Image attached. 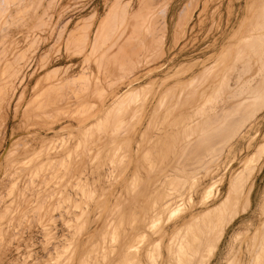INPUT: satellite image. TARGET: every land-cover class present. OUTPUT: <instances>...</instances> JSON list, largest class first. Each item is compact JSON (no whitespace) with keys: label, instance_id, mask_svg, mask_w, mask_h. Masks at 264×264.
I'll return each instance as SVG.
<instances>
[{"label":"rangeland","instance_id":"1","mask_svg":"<svg viewBox=\"0 0 264 264\" xmlns=\"http://www.w3.org/2000/svg\"><path fill=\"white\" fill-rule=\"evenodd\" d=\"M263 13L264 0H0V156L18 137L0 170V264H201L202 217L175 222L196 189L210 199L251 165V210L208 264L235 257L264 200V104L247 94L264 88ZM176 186L184 198L161 203Z\"/></svg>","mask_w":264,"mask_h":264},{"label":"bare ground","instance_id":"2","mask_svg":"<svg viewBox=\"0 0 264 264\" xmlns=\"http://www.w3.org/2000/svg\"><path fill=\"white\" fill-rule=\"evenodd\" d=\"M40 2V1H39ZM139 4V3H138ZM130 5V4H129ZM130 9V8H129ZM131 13H132V11H131ZM264 14V13H263ZM230 38V37H229ZM228 39V38H227ZM228 42H230L229 41V39L226 41V43L224 44V47L222 48L224 51L226 50L225 48L226 47H228V45L229 44H227ZM221 46H223V44L221 45ZM243 47H247L246 45L245 46H243ZM246 49V48H245ZM253 58V57H252ZM219 63V61L216 63V64H218ZM160 66V65H159ZM218 66V65H217ZM217 66H216V68H217ZM215 67V66H214ZM260 71V70H259ZM193 75V74H192ZM179 76V75H178ZM180 81V79H177L176 80V82H179ZM161 84V83H160ZM165 84V83H164ZM158 87V86H157ZM161 88V87H160ZM249 90V89H248ZM252 90H253V92H252ZM164 93V92H163ZM247 94H249L248 96V101H249V105L250 106H248V107H251V106H254V105H258V104H260V103H262V104H264V88H254V89H252L251 88V92L250 93H247ZM242 95H240V97H241ZM239 97V96H238ZM247 97V96H246ZM216 99V98H215ZM244 100V99H243ZM246 100V99H245ZM239 101H240V99H239ZM155 102V101H154ZM197 102V101H196ZM235 102V101H234ZM233 102V103H234ZM242 102V101H241ZM236 103V102H235ZM246 103V102H245ZM181 104V103H180ZM190 104V103H189ZM230 105V104H229ZM241 105V104H240ZM237 106V105H236ZM245 106H246V104H245ZM238 107V106H237ZM236 107V108H237ZM213 108V107H212ZM234 109H235V107H233ZM233 108H232V110H233ZM253 108V107H252ZM260 108V107H259ZM258 108V109H259ZM147 109V108H146ZM244 109V108H243ZM219 110V109H218ZM222 110H225V108L224 109H222ZM221 110V111H222ZM240 110V109H239ZM238 110V111H239ZM250 110V109H249ZM226 111H227V109H226ZM242 111V110H241ZM256 111V110H255ZM214 112V111H213ZM249 112V111H248ZM243 113V112H242ZM247 112H245V114H246ZM238 114V113H237ZM244 114V113H243ZM250 114V113H249ZM248 114V115H249ZM234 115V114H233ZM242 115V114H241ZM255 115V114H254ZM6 116V115H5ZM147 116V115H146ZM225 116V115H224ZM195 117V116H194ZM208 117H209V115H208ZM231 117V116H230ZM241 117H244V116H241ZM241 117L239 118V119H241ZM203 118V117H202ZM205 118H207V117H205ZM223 118V117H222ZM226 118V117H225ZM234 118V117H233ZM248 118V117H247ZM252 118V117H251ZM219 119V118H218ZM224 119V118H223ZM246 119V118H245ZM230 120V119H229ZM195 121V120H194ZM204 121V120H203ZM211 121V120H210ZM220 121V120H219ZM227 121V120H226ZM237 121V120H236ZM198 122H200V121H198ZM242 122V121H241ZM247 122V121H246ZM223 123V122H222ZM226 123V122H225ZM239 123V122H238ZM186 125V124H185ZM184 126V125H183ZM215 126V125H214ZM2 127H3V125H2ZM72 126L69 124V125H65V126H63V127H61V128H59V129H62V130H64L65 128H71ZM234 127V126H233ZM4 128V127H3ZM140 128V127H139ZM186 128H187V126H186ZM241 128V127H240ZM48 129H51L52 131H55V128H53V127H49ZM184 129H185V127H184ZM222 129V128H221ZM232 129V128H231ZM236 129V128H235ZM58 130V129H57ZM136 130V129H135ZM247 130V129H246ZM0 131H1V129H0ZM231 131V130H230ZM12 132V131H11ZM15 132V131H14ZM31 131L29 130V131H25V135L27 134V133H30ZM33 132V131H32ZM59 132V131H58ZM198 132V131H197ZM216 132V131H215ZM34 133V132H33ZM39 133V132H38ZM138 133V132H137ZM194 133V132H193ZM233 133V132H232ZM12 134H13V132H12ZM31 134V133H30ZM40 134V133H39ZM39 134H37V135H39ZM181 134H183V133H181ZM33 135V134H32ZM35 135V134H34ZM41 135V134H40ZM132 135V134H131ZM155 135V134H154ZM236 135V134H235ZM53 136H54V134H53ZM182 136V135H181ZM184 136V135H183ZM230 136V135H229ZM30 137V136H29ZM35 138H40L41 136H34ZM51 137V136H50ZM130 137V136H129ZM184 137H186V136H184ZM234 137V136H233ZM34 138V139H35ZM182 138V137H181ZM190 138V137H189ZM238 138V137H237ZM17 139H18V137L15 139V138H11L10 140H8V138H7V140H8V145H7V147L4 149L3 148V153L1 154V156H0V170H3V167L2 166H4V163H6V162H3V165H2V159H3V156H5L6 155V153L7 154H9V155H11L10 154V149H11V147L13 146V144H14V142H15V140L17 141ZM21 139V138H20ZM136 139V138H135ZM216 139V138H215ZM230 139H232V138H230ZM33 140V139H32ZM184 140V139H183ZM191 140V139H190ZM19 141V140H18ZM176 141V140H175ZM181 141V140H180ZM184 141H187V140H184ZM213 141V140H212ZM29 142V141H28ZM227 142V141H226ZM229 142V141H228ZM228 142L226 143V144H228ZM35 143V142H34ZM176 143H178V142H176ZM231 143V142H230ZM18 144H20V143H18ZM26 144V143H25ZM187 142H186V146H187ZM16 145V144H15ZM21 145V144H20ZM27 145V144H26ZM174 145V144H173ZM182 144H180V146H181ZM185 145V144H184ZM215 145V144H214ZM186 146H185V148H184V150L186 149ZM224 146H226V145H224ZM27 147V146H26ZM30 147V146H29ZM33 147V146H32ZM184 147V146H183ZM206 147V146H205ZM220 147V146H219ZM14 148V147H13ZM169 148H171V147H169ZM174 148V147H173ZM218 148V147H217ZM222 148V147H221ZM229 148H230V145H229ZM228 148V149H229ZM261 148V147H260ZM25 149V148H24ZM181 149V151H182V147L180 148ZM205 149V148H204ZM224 149V148H223ZM17 150V149H16ZM27 150V149H26ZM177 150V149H176ZM187 150V149H186ZM260 150V149H259ZM11 151H14V150H12L11 149ZM18 151V150H17ZM30 151V150H29ZM28 151V152H29ZM167 151V150H166ZM165 151V152H166ZM174 150H172V152H173ZM179 151V150H178ZM205 151V150H204ZM27 152V151H26ZM27 152V153H28ZM32 152V151H31ZM136 152V151H135ZM169 152H171V151H169ZM184 152V151H183ZM264 152V151H263ZM167 153H168V151H167ZM192 153V152H191ZM204 153V152H203ZM217 154H218V152H216ZM26 154V153H25ZM216 154V155H217ZM260 154V153H259ZM258 154V155H259ZM21 155V154H20ZM23 155V154H22ZM131 155V154H130ZM168 155V157H169V154H167ZM182 155V154H181ZM205 155V154H204ZM208 155H209V153H208ZM7 157H9L8 155H6ZM6 156H5V158L4 159H6ZM24 156V155H23ZM22 156V157H23ZM132 157V156H131ZM130 157V158H131ZM134 157V156H133ZM212 157V156H211ZM216 157V156H215ZM214 157V158H215ZM221 157V156H220ZM260 157V156H259ZM264 157V156H263ZM208 158V157H207ZM10 159V158H9ZM21 159V158H20ZM164 159H165V156H164ZM168 159H170V157L168 158ZM217 159V158H216ZM259 159V158H258ZM261 159V158H260ZM19 160V159H18ZM135 160V159H134ZM163 160V159H162ZM167 160V159H166ZM209 160V159H208ZM252 160H253V158H252ZM3 161H5V160H3ZM20 161V160H19ZM133 161V160H132ZM180 161V160H179ZM179 161H177V162H179ZM251 161V158L250 157H248V155H245V157H244V159H243V162H244V164H247V163H249ZM14 162V161H13ZM135 162V161H134ZM167 162V161H166ZM169 162V161H168ZM167 162V164H165V162H164V164L165 165H167L168 166V163ZM172 162H175V161H172ZM205 162V161H204ZM214 162V161H213ZM9 163V162H8ZM131 163V162H130ZM161 163H163V162H161ZM160 163V164H161ZM181 163V162H180ZM14 164V163H13ZM37 164V163H36ZM132 164V163H131ZM184 164V163H183ZM209 165H210V163H208ZM211 164H212V162H211ZM244 164H242V165H244ZM257 164V163H256ZM264 164V159H263V161H262V163L260 162V165H258V169H260L261 168V166ZM15 165V164H14ZM135 165V164H134ZM165 165H164V167H165ZM218 165V164H217ZM253 165V164H252ZM7 165H5V167H6ZM158 166V165H157ZM161 166H162V164H161ZM171 167V170L172 171H174L177 167L179 168V166H176V164H175V166H176V168L175 169H173L172 167H174V166H172V165H170ZM195 165H193V167H194ZM215 166H216V164H215ZM214 166V167H215ZM245 166V165H244ZM247 166V165H246ZM245 166V168H247L248 169V167H246ZM132 167V166H131ZM155 167V166H154ZM169 167V166H168ZM217 167V166H216ZM249 167H250V170H247V172L246 173H244V170H241L240 168V171L238 172V170L236 171V172H238V173H234V172H232L233 174H230L225 180H224V183H225V189H224V191L222 190V188H219V189H217V191L215 192H213L214 194H212V196H211V198L209 199V196L210 195H206L205 193H206V191H205V193H204V190H202V187H200V188H198V189H196L195 190V193H197V197H196V200L194 201L193 199L194 198H190L192 201H194V202H192L191 203V206L189 207L188 206V210L186 211L185 210V214H183L181 217H180V219L178 220V221H176L175 222V225H176V227L178 226V225H180L181 223H184L187 219L189 220H191V218H193L194 219V217L195 216H200V217H198V218H201L202 217V220H200V223H199V220H197L198 221V223H199V227H198V236H196V237H198V242H199V244H200V246H203L204 248H205V255H204V259L203 260H201L202 262H201V264H208L209 263V261H210V259H211V257H213V255L215 254V253H217V251L219 250L218 249V246H220L219 244H220V242H221V240L223 241V236H224V234H225V232H226V229L234 222V220L235 219H237L240 215H242V214H244V213H247L248 211H250L251 210V196H253L252 195V192H253V189H254V174H255V172H254V168H252L251 167V165H249ZM254 167V166H253ZM257 167V166H256ZM130 168V167H129ZM158 167H156V169H157ZM177 168V170L179 171V169ZM185 168V167H184ZM187 169H189L188 167H186ZM199 168V167H198ZM225 168V167H224ZM6 170H7V168H5ZM27 169V168H26ZM35 169V168H34ZM180 169H181V166H180ZM209 169V168H208ZM211 169V168H210ZM215 169V168H214ZM219 169V168H218ZM257 169V168H256ZM31 171H32V169H30ZM126 170V169H125ZM163 170H165V169H163ZM167 170V169H166ZM177 170H175V171H177ZM185 170V169H184ZM213 170V169H212ZM21 171H24V169L23 170H21ZM147 171V170H146ZM171 171V172H172ZM174 171V172H175ZM177 171V172H178ZM181 171V170H180ZM180 171L178 172V173H180ZM183 171V170H182ZM181 171V172H182ZM185 171H188V170H185ZM190 171H191V169H190ZM190 171H188V173H190ZM200 171V170H199ZM209 171V170H208ZM215 171V170H214ZM228 171V170H227ZM241 171H243V172H241ZM256 171V170H255ZM4 172V170L2 171V173ZM6 172V171H5ZM177 172H175V173H177ZM193 172V171H192ZM196 172H198V171H196ZM210 172V171H209ZM216 172V171H215ZM241 172V173H240ZM13 173H15V171L13 172ZM24 173V172H23ZM148 173V172H147ZM174 173V174H175ZM183 173V172H182ZM182 173H180L179 175L182 177H180L179 179H180V181H181V179H183V177H186L185 175H187V174H185L186 172H184V175H182ZM204 173V172H203ZM214 173V172H213ZM212 173V174H213ZM244 173V174H243ZM3 174H5V173H3ZM15 174H18L19 175V173H18V171H17V173H15ZM26 174V173H25ZM142 174V173H141ZM150 174V173H149ZM162 174L164 175V173H163V171H162ZM172 174V173H171ZM174 174H172V175H174ZM198 174V173H197ZM211 174V173H210ZM224 175L226 174L225 172L223 173ZM246 174V175H245ZM134 175V174H133ZM146 175V174H145ZM172 175H170V177L172 176ZM176 176H177V174H175ZM179 175H178V177H179ZM221 175V174H220ZM2 176H4V175H2ZM20 176V175H19ZM119 176H122V174L121 175H119ZM124 176V175H123ZM138 176V175H137ZM164 176H166V175H164ZM163 176V177H164ZM168 176V175H167ZM175 176V177H176ZM189 176V175H188ZM192 176V175H191ZM191 176H189V178H191ZM211 176V175H210ZM223 176V175H222ZM18 177V176H17ZM136 177V176H135ZM142 177V176H141ZM144 177V176H143ZM160 177V176H159ZM161 177H162V175H161ZM169 177V176H168ZM174 176L172 177V179H176V178H178V177H176L175 178ZM197 177H199V176H197ZM224 177V176H223ZM21 178V177H20ZM19 178V179H20ZM127 178V177H126ZM146 178V177H145ZM154 178V177H153ZM189 178H187L186 177V179H189ZM193 178H195V177H193ZM193 178H191V179H193ZM200 178H201V176H200ZM218 178V177H217ZM220 178H221V176H220ZM256 178V177H255ZM3 179V178H2ZM14 179H16V178H14ZM122 179H124V178H122ZM147 179V178H146ZM172 179H169L171 182L170 183H172ZM190 179V180H191ZM197 180L196 181H198L199 180V178H196ZM219 179V178H218ZM166 180V179H165ZM178 180V179H177ZM185 180V179H184ZM190 180L188 181V182H190ZM16 181V180H15ZM20 180H18V182H19ZM124 181V180H123ZM144 181V180H143ZM156 181H157V179H156ZM159 181V180H158ZM179 181V180H178ZM183 181V180H182ZM219 181H221L220 179H219ZM167 182V181H166ZM165 182V183H166ZM174 183H175V181H173ZM184 182H187V180H185ZM183 182V183H184ZM188 182H187V185H188ZM192 182H194L193 180H192ZM2 183V182H1ZM122 183V182H121ZM145 183V182H144ZM151 183H153L152 181H151ZM173 183V184H174ZM177 183V182H176ZM180 183V182H179ZM178 183V184H179ZM182 183V184H183ZM195 183V182H194ZM198 183H199V181H198ZM120 184V183H119ZM118 184V185H119ZM141 184H142V182H141ZM154 184H155V182H154ZM160 184V183H159ZM161 184H163V183H161ZM178 184H177V186H178ZM218 184V183H217ZM0 185H2V184H0ZM152 185V184H151ZM166 185V184H165ZM168 185V184H167ZM171 185V184H170ZM176 185V184H175ZM174 185V186H175ZM180 185V184H179ZM187 185H185L184 184V186H185V188H186V186ZM192 185V184H191ZM196 185H199V184H196ZM204 185V184H203ZM10 186V185H9ZM120 186H121V184H120ZM141 186H143V188H144V185H141ZM140 186V187H141ZM158 186V185H157ZM163 186V185H162ZM169 186V185H168ZM175 187L176 188V190L175 189H172L174 192H170L169 191V193H167L165 196V199H163L162 201L163 202H161V203H166V205H169L170 203H172V199H174L175 197H177V199L179 198V195L181 194V195H183V198H184V193L186 194L187 193V191H185L184 189L185 188H183V189H178V187ZM188 186H190V185H188ZM193 186H194V184H193ZM192 187V186H191ZM204 187V186H203ZM206 187H208V186H206ZM205 187V188H206ZM210 187V186H209ZM138 188V187H137ZM159 188V187H158ZM164 188H166V187H164ZM174 188V187H173ZM181 188V187H180ZM192 188H194V187H192ZM153 189V188H152ZM155 189V188H154ZM187 190H189L188 188H186ZM139 190V189H138ZM137 190V191H138ZM143 190V189H142ZM147 190V189H146ZM162 190H163V188H162ZM185 192H184V191ZM210 190V189H209ZM208 190V191H209ZM129 191V190H128ZM154 191H156V189L154 190ZM160 191V190H159ZM164 192H165V189L163 190ZM190 191V190H189ZM193 191H194V189H193ZM145 192V191H144ZM150 192V190L148 191V193ZM141 193V192H140ZM160 193V192H159ZM158 193V194H159ZM190 193V192H189ZM11 194V193H10ZM144 194V193H143ZM151 194V193H150ZM155 194V193H154ZM162 194V193H161ZM145 195L147 196V192L145 193ZM144 195V196H145ZM152 195V194H151ZM163 195V194H162ZM195 195V194H194ZM143 196V197H144ZM156 196V195H155ZM158 197H159V195H157ZM157 196H156V198H157ZM190 196V195H189ZM137 197V196H136ZM187 197V196H186ZM191 197H193V196H191ZM263 198H264V196H262ZM15 198V197H14ZM188 198V199H189ZM126 199V198H125ZM181 199H182V197H181ZM142 200H143V198H142ZM152 200H155V199H152ZM176 200V199H175ZM180 200V199H179ZM185 200H186V198H185ZM261 200V199H260ZM263 200V199H262ZM1 201V200H0ZM138 201H139V199H138ZM141 201V200H140ZM174 201V200H173ZM176 201H178V200H176ZM12 202V201H11ZM141 202H143V201H141ZM146 202V201H145ZM148 202H149V200H148ZM159 202V200L157 201V203ZM175 202V201H174ZM179 202V201H178ZM262 202V201H261ZM138 203V202H137ZM169 203V204H168ZM189 203V202H188ZM260 203V202H259ZM12 204V203H11ZM128 204V203H127ZM155 204V203H154ZM153 204V205H154ZM177 204V203H176ZM138 205V204H137ZM150 205V204H149ZM148 205V206H149ZM166 205H165V207H166ZM171 205H174V204H171ZM170 205V206H171ZM161 206V205H160ZM160 206H159V208H160ZM166 207V208H171V207ZM145 207H147V206H145ZM148 208V207H147ZM154 208V207H153ZM257 208H259L258 209V213H256L255 215H259V221H257V217H258V215H257V219H256V221L257 222H259L257 225L255 224V226H254V228L252 227V225H254L252 222H254V221H252L251 222V220L249 221V222H251L252 223V225H251V227L253 228L252 230H250L249 228H247V227H241L240 229V231L238 232V235H237V237H235V241H234V243H232L231 242V244H232V246L231 247H233V249H234V251L233 252H230V253H235L234 255H235V257H234V264H264V200H263V202L261 203V204H259V207H257ZM168 209V210H169ZM182 209V208H181ZM184 209V208H183ZM186 209V208H185ZM152 210V209H151ZM150 210V211H151ZM154 210V209H153ZM162 210V209H161ZM253 210H254V208H253ZM148 211V210H147ZM146 211V212H147ZM160 211V210H159ZM158 211V212H159ZM184 211V210H183ZM256 211V210H255ZM5 212V211H4ZM155 212H156V210H155ZM100 213V212H99ZM148 213H150V212H148ZM181 213V212H180ZM255 213V212H254ZM121 214V213H120ZM251 214H253V211H252V213ZM250 214V215H251ZM151 215V214H150ZM255 215H251L252 217L254 216V218H255ZM161 216V215H160ZM163 216V215H162ZM141 217V216H140ZM253 218V219H254ZM137 219H138V217H137ZM166 219V218H165ZM196 219V218H195ZM240 219V218H239ZM248 219V218H247ZM252 219V218H251ZM156 220V219H155ZM189 220V221H190ZM2 221V220H1ZM4 221V220H3ZM172 221V220H171ZM196 221V222H197ZM194 222V221H193ZM245 222H246V220H245ZM164 223V222H163ZM247 223V224H246ZM246 223H244L245 225H249L248 224V222H246ZM175 225H173V226H175ZM183 225V224H182ZM185 225V224H184ZM188 225V224H187ZM241 225H243V223L241 224ZM245 225H243V226H245ZM140 226V225H139ZM186 226V225H185ZM196 226H198V225H196ZM179 227V226H178ZM193 227V226H192ZM196 228V227H195ZM186 229V228H185ZM178 230V229H177ZM193 230H194V228H193ZM149 231V230H148ZM175 231V230H174ZM188 233H189V231H187ZM196 232V231H195ZM194 231H193V233H195ZM2 233V232H1ZM171 233V232H170ZM174 233V232H173ZM173 233H171L172 235H173ZM214 233V234H213ZM138 234V233H137ZM140 234V233H139ZM165 234H167V230H165V229H161L160 230V232H159V234L158 235H160V236H158V237H154V238H158V239H154L153 237V239H154V241H156V240H161V238L162 237H164L165 236ZM197 234V233H196ZM195 234V235H196ZM150 235V234H149ZM183 235H186V234H183ZM188 235V234H187ZM186 235V236H187ZM144 236H146V235H144ZM167 236H169V235H167ZM176 236V235H175ZM190 237H192L191 236V234L189 235ZM124 237V236H123ZM185 237V236H184ZM190 237H189V239H190ZM194 238H196L195 236H193ZM138 238V237H137ZM170 238V237H169ZM186 238V237H185ZM120 239V238H119ZM150 239V238H149ZM172 239V238H171ZM174 239V238H173ZM173 239H172V241H173ZM188 239V240H189ZM2 240V239H1ZM125 240V239H124ZM138 240V239H137ZM146 240V239H145ZM182 240V239H181ZM194 239H190V242L191 241H193ZM196 240H197V238H196ZM151 241H152V239H151ZM90 242H92V241H90ZM161 242H162V240H161ZM187 242V241H186ZM186 242H185V244H186ZM145 243V242H144ZM158 242H156V244H157ZM176 243V242H175ZM195 243H197V241H195ZM230 243V242H229ZM228 243V245L230 246V244ZM193 243H191V245H192ZM76 245V244H75ZM120 245V244H119ZM151 245V244H150ZM159 245V244H158ZM167 245V244H166ZM191 245H188V246H191ZM197 245V244H196ZM227 245V246H228ZM136 246V245H135ZM153 246V245H152ZM163 246V245H162ZM169 246V245H168ZM184 246H186V245H184ZM187 246V247H188ZM194 246H195V244H194ZM193 246V248H194V251L196 250V248L198 249V246L199 245H197V247L195 248ZM199 246V247H200ZM159 247V246H158ZM187 247H186V249H187ZM134 248V247H133ZM149 248V247H148ZM182 248V247H181ZM190 248H192V247H190ZM192 248V249H193ZM204 248L201 250V251H204ZM228 248V247H227ZM138 252H136V253H138L139 254V256H140V253H141V250H143V247H138ZM150 249V248H149ZM153 249H155V248H153ZM183 249V248H182ZM185 249V250H186ZM218 249V250H217ZM232 249V250H233ZM158 250V249H157ZM161 250V249H160ZM179 250H181L180 248H179ZM229 250H230V248H229ZM137 251V250H136ZM177 251V250H176ZM182 251V250H181ZM193 251V252H194ZM231 251V250H230ZM148 252V251H147ZM156 252V251H155ZM187 252H189V251H187ZM219 252V251H218ZM226 252H227V249H226ZM225 252V253H226ZM244 252H246V253H249L250 254V257L251 258H244V256L243 255H245L244 254ZM161 253V252H160ZM135 254V253H134ZM143 254H144V252H143ZM146 254V253H145ZM162 254V253H161ZM161 254H159L160 255V262H159V264H163V257H166V256H162ZM180 255H181V253H179ZM185 254H186V251H185ZM191 254V253H190ZM195 254H196V252H195ZM197 254H199V253H197ZM200 254H201V252H200ZM226 254H228L229 255V251H228V253H226ZM248 254V255H249ZM158 255V256H159ZM217 255V254H216ZM167 256H169L168 254H167ZM187 256V255H186ZM227 258H229L230 256L232 257V255H230V256H227V255H225ZM136 257L138 258V255H136ZM136 257H135V259H136ZM157 257V256H156ZM180 257V256H179ZM183 257V256H182ZM195 257H196V255H195ZM232 257V258H233ZM140 258V257H139ZM148 258V257H147ZM181 258V257H180ZM188 258H189V256H188ZM187 258V259H188ZM191 259H192V256L190 257ZM227 258H225V262H227V264H230V263H232L233 262V260L232 259H230L231 260V262L230 261H228L227 260ZM169 259V258H168ZM172 259V258H171ZM176 259H178V258H176ZM200 259V258H199ZM165 260V259H164ZM167 260V259H166ZM181 261L183 260V259H180ZM223 260H224V258H223ZM227 260V261H226ZM134 261V260H133ZM132 261V262H133ZM140 261H142V260H140ZM169 261V260H168ZM184 261V260H183ZM182 261V262H183ZM187 261V260H186ZM191 261V260H190ZM156 262V261H155ZM170 262H173V261H170ZM228 262H230V263H228ZM137 263V262H136ZM136 263H134V264H136ZM138 263H140V262H138ZM157 263H158V261H157ZM165 263H166V261H165ZM188 262H186V264H187ZM223 263V262H222ZM54 264V263H53ZM69 264V263H68ZM141 264V263H140ZM143 264V263H142ZM171 264V263H170ZM175 264V263H174ZM177 264H179V263H177ZM224 264V263H223Z\"/></svg>","mask_w":264,"mask_h":264}]
</instances>
